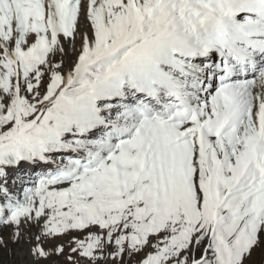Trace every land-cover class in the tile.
I'll return each mask as SVG.
<instances>
[{"label":"snow or ice","instance_id":"obj_1","mask_svg":"<svg viewBox=\"0 0 264 264\" xmlns=\"http://www.w3.org/2000/svg\"><path fill=\"white\" fill-rule=\"evenodd\" d=\"M9 241L21 264H264V0H0Z\"/></svg>","mask_w":264,"mask_h":264},{"label":"rangeland","instance_id":"obj_2","mask_svg":"<svg viewBox=\"0 0 264 264\" xmlns=\"http://www.w3.org/2000/svg\"><path fill=\"white\" fill-rule=\"evenodd\" d=\"M5 240H9L7 232H5ZM0 264H21L19 246H13L9 241L7 247L0 248Z\"/></svg>","mask_w":264,"mask_h":264}]
</instances>
